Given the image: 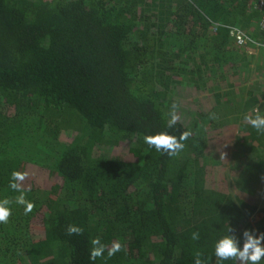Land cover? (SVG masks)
<instances>
[{"label": "trees", "instance_id": "trees-1", "mask_svg": "<svg viewBox=\"0 0 264 264\" xmlns=\"http://www.w3.org/2000/svg\"><path fill=\"white\" fill-rule=\"evenodd\" d=\"M257 1L0 0V264H216L229 227L264 232V82L242 78L264 66L224 27L264 41ZM160 131L191 136L169 156ZM97 236L123 249L92 261Z\"/></svg>", "mask_w": 264, "mask_h": 264}, {"label": "clouds", "instance_id": "clouds-1", "mask_svg": "<svg viewBox=\"0 0 264 264\" xmlns=\"http://www.w3.org/2000/svg\"><path fill=\"white\" fill-rule=\"evenodd\" d=\"M178 105L173 104L170 111V119L167 127L172 128L178 121L179 115L177 113ZM215 119V114H212ZM244 121L257 131L264 133V114L259 109H253L251 112L245 114ZM191 136L190 131H183L179 137L170 134L167 131H160L155 134H147L144 136V141L150 147H154L158 152L167 153L169 156H176L184 147V141H187ZM225 154L221 153V159ZM29 173L26 171L14 170L10 177V188L20 195L16 197L15 202L23 205L25 214L30 213L34 208V203L29 201L25 196L24 181L28 178ZM11 201L8 198L0 200V223H7L11 215L10 208ZM232 229L229 227L228 234L220 237L214 247V254L216 257V264H221L222 261L234 260L238 264H260L264 259V232L256 235L252 230L243 231V246H239L237 238L231 234ZM67 234H83V229L76 225H69ZM192 239L198 240L199 233L193 232ZM92 247L90 249V260L95 261L97 258L104 256L107 252L108 257L114 256L117 252L123 249V245L119 240H114L110 245L102 242L100 237L92 238L90 241ZM194 264H212V258H204L200 251L194 253Z\"/></svg>", "mask_w": 264, "mask_h": 264}, {"label": "built area", "instance_id": "built-area-1", "mask_svg": "<svg viewBox=\"0 0 264 264\" xmlns=\"http://www.w3.org/2000/svg\"><path fill=\"white\" fill-rule=\"evenodd\" d=\"M255 8L260 12L261 16V19L259 21V29L261 31H264V0H258ZM217 26L219 25H216L214 30H216ZM224 27H227L230 30L231 36L236 42V44L244 48L247 54L254 55L257 54L259 51H264V41L255 38L244 28H241L236 25Z\"/></svg>", "mask_w": 264, "mask_h": 264}, {"label": "rangeland", "instance_id": "rangeland-1", "mask_svg": "<svg viewBox=\"0 0 264 264\" xmlns=\"http://www.w3.org/2000/svg\"><path fill=\"white\" fill-rule=\"evenodd\" d=\"M258 55L256 56V58H261V63L264 66V51H259L257 53ZM251 55V54H250ZM256 54H254L255 56ZM258 60L254 59L253 62L250 63V69L252 70L250 73H245L243 75V86H247V87H253L255 88L257 84H255L256 82H264V75H262V70L264 73V67L262 69H257L259 66L258 64ZM263 201H264V197H263Z\"/></svg>", "mask_w": 264, "mask_h": 264}, {"label": "crops", "instance_id": "crops-1", "mask_svg": "<svg viewBox=\"0 0 264 264\" xmlns=\"http://www.w3.org/2000/svg\"><path fill=\"white\" fill-rule=\"evenodd\" d=\"M259 29V28H258ZM260 30V29H259ZM248 31V30H247ZM249 32V31H248ZM250 33V32H249ZM251 34V33H250Z\"/></svg>", "mask_w": 264, "mask_h": 264}]
</instances>
